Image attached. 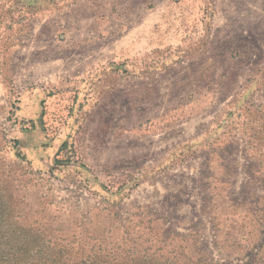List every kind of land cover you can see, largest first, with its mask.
Listing matches in <instances>:
<instances>
[{
	"label": "rangeland",
	"instance_id": "1",
	"mask_svg": "<svg viewBox=\"0 0 264 264\" xmlns=\"http://www.w3.org/2000/svg\"><path fill=\"white\" fill-rule=\"evenodd\" d=\"M0 193L49 255L264 264V0H0Z\"/></svg>",
	"mask_w": 264,
	"mask_h": 264
},
{
	"label": "trees",
	"instance_id": "2",
	"mask_svg": "<svg viewBox=\"0 0 264 264\" xmlns=\"http://www.w3.org/2000/svg\"><path fill=\"white\" fill-rule=\"evenodd\" d=\"M12 205L13 200L0 193V264H117L100 259H65L56 253L49 255L46 239H33L34 234L31 231L21 235L22 239H15L19 216L14 212ZM163 264L203 263L201 259L194 258H166ZM247 264H254L251 257Z\"/></svg>",
	"mask_w": 264,
	"mask_h": 264
}]
</instances>
